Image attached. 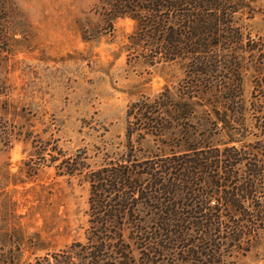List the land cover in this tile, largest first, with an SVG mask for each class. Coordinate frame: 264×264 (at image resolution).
<instances>
[{
	"label": "trees",
	"instance_id": "16d2710c",
	"mask_svg": "<svg viewBox=\"0 0 264 264\" xmlns=\"http://www.w3.org/2000/svg\"><path fill=\"white\" fill-rule=\"evenodd\" d=\"M251 3L96 2L98 27L83 28L86 39L132 18L130 56L180 68L183 77L128 106L120 151L86 174L85 240L36 264H239L256 247L264 232V117L251 123L248 115L264 116V78L247 100L245 62L260 50L238 17H254ZM13 12L12 0H0L7 46ZM86 155L62 164L74 175Z\"/></svg>",
	"mask_w": 264,
	"mask_h": 264
},
{
	"label": "rangeland",
	"instance_id": "374dc122",
	"mask_svg": "<svg viewBox=\"0 0 264 264\" xmlns=\"http://www.w3.org/2000/svg\"><path fill=\"white\" fill-rule=\"evenodd\" d=\"M12 1L10 45L0 43V264H36L85 240L89 167L120 151L132 102L183 74L130 56L132 18L86 39L83 28L98 27V0ZM251 1L254 17L238 16L260 50L245 62L247 100L264 78V0ZM84 150L85 167L70 175L62 163ZM239 264H264V232Z\"/></svg>",
	"mask_w": 264,
	"mask_h": 264
}]
</instances>
